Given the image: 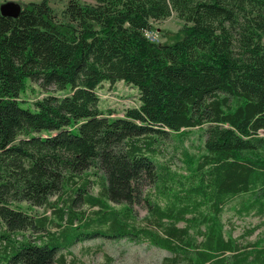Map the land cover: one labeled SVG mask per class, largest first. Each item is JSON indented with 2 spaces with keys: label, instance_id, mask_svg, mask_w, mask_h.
<instances>
[{
  "label": "trees",
  "instance_id": "obj_1",
  "mask_svg": "<svg viewBox=\"0 0 264 264\" xmlns=\"http://www.w3.org/2000/svg\"><path fill=\"white\" fill-rule=\"evenodd\" d=\"M174 11L182 38L147 36ZM63 14L48 0L0 10V264H65L60 251L98 235L148 240L168 251L160 264H264V237L241 243L220 217L235 197L239 214L264 215V0H69ZM28 80L54 93L25 106ZM118 80L140 105L113 117L97 89ZM193 128L185 172L155 157L161 136ZM53 196L59 221L20 205ZM143 198L148 226L132 221ZM81 200L97 210L74 211Z\"/></svg>",
  "mask_w": 264,
  "mask_h": 264
},
{
  "label": "rangeland",
  "instance_id": "obj_2",
  "mask_svg": "<svg viewBox=\"0 0 264 264\" xmlns=\"http://www.w3.org/2000/svg\"><path fill=\"white\" fill-rule=\"evenodd\" d=\"M7 1L19 2L22 6L30 1H42V0H1V3ZM50 5L54 8L57 15L62 18L64 16L63 11L66 3L69 0H48ZM82 2L95 3L96 0H80ZM153 29H151L152 36L156 41L161 43L174 42L177 39L182 38L183 34L179 29L184 25V21L178 17L174 11L171 15L162 18L161 20H152ZM100 96L99 107L105 112H111L113 117L123 116L126 109L131 107H137L140 105L139 89L135 86L129 85L123 80H118L116 83H110L108 81L102 83L98 89ZM48 93H54V86L48 89L42 88L38 83L28 80L26 90L21 94L22 100H25V106L34 108V102L43 98ZM56 94H61L57 92ZM199 131L197 128H193L189 135L185 136L182 143L178 142L176 137L172 134L167 136H161L159 142L156 144L159 148L155 157L163 162H169L171 169H176L177 172H185L182 168L180 160V150L182 146H186L187 149L192 152L196 149L199 143ZM174 137V138H173ZM92 169H88L86 172L81 173L82 178L86 176L90 178L91 184L88 186V191L91 194L97 195L99 187L94 183L97 181V177L92 175ZM95 180V181H94ZM82 179L79 180L80 184ZM146 192L152 190V186L145 188ZM154 200L163 202V198L158 195H153ZM60 198L53 196L51 201L53 206H41L34 207L31 210L28 203H20L21 207L37 216L46 215L49 218L59 221L57 214L55 213V206ZM238 197L231 199V201L224 205L220 217L223 222V229L225 235H231L235 237L241 243H245V240L256 241L260 237H264V215L260 213H254L255 211L239 214L237 207L240 205ZM70 203V193L64 194L61 199V204L65 207ZM116 208L120 209L123 204H115ZM73 210L76 212L86 211V214H92L97 207L91 208L85 204L82 200L78 201ZM149 216V210L147 203L143 198L140 203L133 204V218L132 221L138 226H148L151 222L147 219ZM96 217V215H94ZM3 226V225H2ZM52 230H59L58 226L51 227ZM104 228L100 226L90 227L89 232L93 230H102ZM83 231H86L84 229ZM74 232V231H73ZM20 234H25L33 237L32 231H23ZM36 235V234H35ZM21 236L19 238L21 239ZM4 240L0 242V250ZM63 254L66 258L65 264H104L108 258H110V264H160L162 258L166 255L169 256L168 251L161 247H156L148 240H131L129 238L113 239L107 238L103 235H98L93 239H86L75 243L69 250L65 249L59 252L57 255ZM57 264V263H54Z\"/></svg>",
  "mask_w": 264,
  "mask_h": 264
},
{
  "label": "water",
  "instance_id": "obj_3",
  "mask_svg": "<svg viewBox=\"0 0 264 264\" xmlns=\"http://www.w3.org/2000/svg\"><path fill=\"white\" fill-rule=\"evenodd\" d=\"M22 9V4L14 1H7L0 5V10L4 15H10L15 17L18 16Z\"/></svg>",
  "mask_w": 264,
  "mask_h": 264
},
{
  "label": "built area",
  "instance_id": "obj_4",
  "mask_svg": "<svg viewBox=\"0 0 264 264\" xmlns=\"http://www.w3.org/2000/svg\"><path fill=\"white\" fill-rule=\"evenodd\" d=\"M146 34H147V36L150 37V38H153L152 36H154V35L152 34V31H151V30H150V31H147Z\"/></svg>",
  "mask_w": 264,
  "mask_h": 264
}]
</instances>
